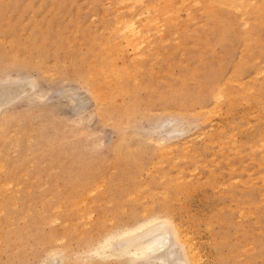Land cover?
Here are the masks:
<instances>
[{"label": "rangeland", "instance_id": "1", "mask_svg": "<svg viewBox=\"0 0 264 264\" xmlns=\"http://www.w3.org/2000/svg\"><path fill=\"white\" fill-rule=\"evenodd\" d=\"M150 215L264 264V0H0V264H135L87 249Z\"/></svg>", "mask_w": 264, "mask_h": 264}, {"label": "bare ground", "instance_id": "2", "mask_svg": "<svg viewBox=\"0 0 264 264\" xmlns=\"http://www.w3.org/2000/svg\"><path fill=\"white\" fill-rule=\"evenodd\" d=\"M255 14L259 15L258 12ZM169 222L166 217L150 215L131 226L118 227L111 232L105 233L96 243L91 245L87 249V254L96 255V258L100 257L99 259L102 258V260L104 257H114L127 260V263L128 261H133V263L136 262L137 264H189V257L185 251L184 243H182L179 232L176 229H172V233L179 249L183 252V258L173 263L168 258L175 254L171 242L168 241L172 235V233L170 235L168 232L171 229L167 230L166 228L170 226L168 225Z\"/></svg>", "mask_w": 264, "mask_h": 264}]
</instances>
